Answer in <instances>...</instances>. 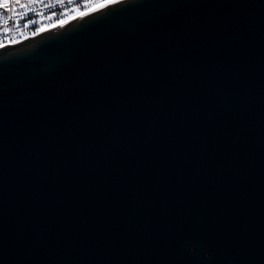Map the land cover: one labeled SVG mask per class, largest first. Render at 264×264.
<instances>
[{
    "label": "water",
    "instance_id": "1",
    "mask_svg": "<svg viewBox=\"0 0 264 264\" xmlns=\"http://www.w3.org/2000/svg\"><path fill=\"white\" fill-rule=\"evenodd\" d=\"M0 264H264V0L1 44Z\"/></svg>",
    "mask_w": 264,
    "mask_h": 264
},
{
    "label": "built area",
    "instance_id": "2",
    "mask_svg": "<svg viewBox=\"0 0 264 264\" xmlns=\"http://www.w3.org/2000/svg\"><path fill=\"white\" fill-rule=\"evenodd\" d=\"M105 0H0V45L19 42Z\"/></svg>",
    "mask_w": 264,
    "mask_h": 264
}]
</instances>
